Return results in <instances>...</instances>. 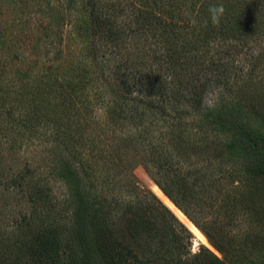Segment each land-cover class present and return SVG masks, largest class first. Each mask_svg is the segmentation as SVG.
Segmentation results:
<instances>
[{"label":"trees","instance_id":"1","mask_svg":"<svg viewBox=\"0 0 264 264\" xmlns=\"http://www.w3.org/2000/svg\"><path fill=\"white\" fill-rule=\"evenodd\" d=\"M0 52V264H264L247 191L264 177V0H0ZM39 134L55 167L9 175L4 142ZM140 166L222 257L194 251Z\"/></svg>","mask_w":264,"mask_h":264},{"label":"rangeland","instance_id":"2","mask_svg":"<svg viewBox=\"0 0 264 264\" xmlns=\"http://www.w3.org/2000/svg\"><path fill=\"white\" fill-rule=\"evenodd\" d=\"M0 57L5 58V54L3 52H0ZM14 70L9 69V74L4 76L5 83H15L17 85H20L21 83L17 79V76L14 75ZM215 94L210 95L209 98L213 99ZM253 99L255 100V104L257 108H259L260 116L251 115L250 116V123L254 126V128L264 132V91L261 89H258L255 87L253 89ZM7 136L11 133H6ZM6 136V137H7ZM5 138L2 140L5 141ZM10 137V136H8ZM49 136L48 135H42L39 134L34 139H28L23 137H18L15 142H13L12 139H10L11 142L16 144L15 149H8L11 145V142L5 141L4 142V149L6 150V159L5 164L7 167L11 169L9 175L17 174L18 171L24 170L27 168H30L31 170L37 171L36 174H38V170L41 168V170L47 166V167H55L54 163L55 160L53 156L50 155L49 150L53 149V145L49 143ZM52 146V147H51ZM46 167V168H47ZM8 168V169H9ZM39 171V173H42V171ZM39 175V174H38ZM135 177L138 179L140 184L148 189L152 190L151 182L155 183L153 179L147 174V172L144 170L143 167H138L134 171ZM55 188H54V196L58 197L59 199H63L66 195V189L64 187V184L61 181L54 180ZM156 184V183H155ZM247 191H252L255 193V195L261 196L264 198V177L260 178L255 181H250L249 186L247 188ZM154 192V191H153ZM4 202V201H3ZM1 202V204L3 203ZM13 204V201H10ZM0 204V205H1ZM165 204V203H164ZM10 210L7 212H4V217H6L7 221H4V228H6V231H11L12 229V220L15 218L20 217V212L22 211L23 207L15 205H11L9 207ZM187 226V225H186ZM189 228V227H188ZM200 230V229H199ZM201 231V230H200ZM202 232V231H201ZM193 233V232H192ZM203 233V232H202ZM204 234V233H203ZM205 235V234H204ZM195 236V235H194ZM209 241V240H208ZM210 243V242H209ZM203 244L201 241L197 239L195 236V242H194V251L198 250L199 245ZM207 247H209L212 251H214L219 257H222V255L217 252L212 245L203 244Z\"/></svg>","mask_w":264,"mask_h":264},{"label":"bare ground","instance_id":"3","mask_svg":"<svg viewBox=\"0 0 264 264\" xmlns=\"http://www.w3.org/2000/svg\"><path fill=\"white\" fill-rule=\"evenodd\" d=\"M154 193L175 213V215L193 232L199 241L203 244L210 245L207 237L192 223L189 218L163 193L160 187L151 182Z\"/></svg>","mask_w":264,"mask_h":264}]
</instances>
